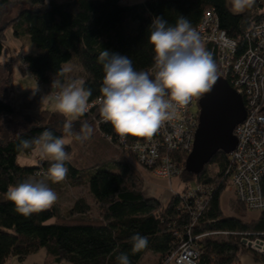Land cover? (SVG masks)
<instances>
[{
  "label": "trees",
  "instance_id": "16d2710c",
  "mask_svg": "<svg viewBox=\"0 0 264 264\" xmlns=\"http://www.w3.org/2000/svg\"><path fill=\"white\" fill-rule=\"evenodd\" d=\"M14 1L27 4L13 28L15 36H28L36 46L35 51L22 54L35 81L44 86L53 81L64 84L68 81L66 66L76 61L82 69L81 80L92 89V96L89 110L73 119L57 110H39L43 102L39 88L21 90L26 105H22L21 98L15 104L0 96V118L29 105L39 116H45L28 130L0 142V264L12 257L23 260L41 248L53 261L70 264H118L116 257L122 252L129 255L131 264H140L148 251L160 256L156 264H163L185 242L196 246V264H234L242 255L264 262V253L244 241H264V210L249 217L246 204L232 199L230 213L223 208L222 195L233 168L231 157L224 151H218L199 174L184 167L180 173L183 192L175 193L166 202L159 196L146 195L143 170L154 168L143 164L132 147L145 138L128 136L121 140L111 123L103 121L99 100L105 73L98 62L99 54L106 49L129 56L137 70L152 69L154 47L148 37L155 17L175 25L178 17L184 16L194 27L211 9L228 35L239 39L253 25L264 21V0H255L251 8L239 14L229 10L227 0ZM205 46L217 61V53L212 51L215 44ZM6 49L0 37V57ZM69 122L71 129L65 131ZM84 124L90 125L93 132L89 138L77 140V134H84ZM46 128L65 139L71 156V162H66L67 177L59 183L48 179V160H37L36 155L32 166L18 161L22 154L34 156L31 149H18L20 141L38 137ZM158 145L161 155L177 166L186 165L188 151L184 147L173 149L161 142ZM29 177L45 180L60 195L63 186L84 187L89 197L81 195L65 207L58 198L50 209L25 217L16 212L6 192L9 185ZM198 186V199L204 204L200 211L196 210V197L189 193ZM136 233L147 236L149 243L132 254L130 238Z\"/></svg>",
  "mask_w": 264,
  "mask_h": 264
},
{
  "label": "clouds",
  "instance_id": "9594fccd",
  "mask_svg": "<svg viewBox=\"0 0 264 264\" xmlns=\"http://www.w3.org/2000/svg\"><path fill=\"white\" fill-rule=\"evenodd\" d=\"M255 0H231L234 14L251 8ZM149 42L154 47L153 68L137 70L127 55L109 50L102 51L98 62L105 73L100 92L99 112L103 121L111 123L117 135L124 140L128 136L151 139L165 121L175 118L179 108L212 91L218 80L217 64L213 53L207 50L199 31L187 17H178L171 25L162 17H155L149 26ZM59 86L56 110L63 115L78 117L89 110L92 89L85 87L83 80H71L66 84L53 81ZM70 131L71 123H66ZM87 139L93 129L82 126ZM20 150L31 149L41 160H48V179L59 183L66 179L71 156L66 151V141L44 129L38 137L21 140ZM6 197L15 205L17 213L30 217L50 209L58 200V193L45 180L31 177L15 185H9ZM131 252L136 254L148 246L149 238L136 233L130 238ZM118 264H131L125 252L117 257Z\"/></svg>",
  "mask_w": 264,
  "mask_h": 264
},
{
  "label": "built area",
  "instance_id": "2783aa9c",
  "mask_svg": "<svg viewBox=\"0 0 264 264\" xmlns=\"http://www.w3.org/2000/svg\"><path fill=\"white\" fill-rule=\"evenodd\" d=\"M205 43L215 44L212 51L217 53L218 76L226 78L241 94L246 109V118L240 122L234 134L238 143L229 153L233 168L229 184L234 199L244 204L248 211L264 210V21L253 25L239 39L228 35L220 26L218 17L211 9L194 26ZM55 98L60 89H53ZM201 98V97H200ZM179 108L175 118L165 121L161 129L151 138L132 144L139 159L149 168L153 167L160 176H178L186 165L177 166L172 160L159 153L158 142L170 148L184 147L188 154L192 150L195 133L199 125V99ZM93 104L91 103L90 106ZM197 105V109L194 106ZM197 118V119H196ZM201 186L190 195L196 197V210H203L202 199H198ZM248 244V242H245ZM255 243V241H254ZM258 251L264 253V245ZM198 255L192 242H185L178 251L166 257L163 264H196ZM234 264H239L234 262Z\"/></svg>",
  "mask_w": 264,
  "mask_h": 264
},
{
  "label": "rangeland",
  "instance_id": "374dc122",
  "mask_svg": "<svg viewBox=\"0 0 264 264\" xmlns=\"http://www.w3.org/2000/svg\"><path fill=\"white\" fill-rule=\"evenodd\" d=\"M137 1L142 0H129V2ZM227 4L231 8V0H227ZM26 5L27 4H24L22 1L18 2L14 0H10L5 4L0 3V37L5 40V44L7 46L6 52L0 57V96L3 99L17 104V102H20V98L22 96L21 90L39 88L42 91L43 98V102L39 110H56L57 99L53 95L54 93L51 90L50 85H39L29 73L26 63H24L22 59L25 53L35 51L36 46L31 42L28 36L18 38L14 34L13 23L20 11L25 8ZM66 71L68 76V81L66 83L71 80H81L82 69L76 61L70 62L66 66ZM25 95L27 96L28 94ZM28 97L33 98V101H35V97L32 95H29ZM24 104H27L26 99L22 100V105ZM35 106L36 104H34V107ZM195 108H197V105L194 106V109ZM67 117L69 119L76 118L71 116ZM40 119L44 120L45 116H39L31 105H29V108L27 109L20 107L15 114L3 115L0 118V142H6L16 134L28 130L30 127L35 125V123H38ZM35 156V154L33 157L31 155L22 154L19 156L18 161L23 165L32 166L34 165ZM35 159L39 160V157L36 156ZM163 176H160L154 170H143V177L146 184V195L159 196L162 198V202H166L168 198L175 195V193L183 192L184 184H181L182 177H180V175L171 177ZM193 186L194 183L191 187ZM60 190H62L61 195L58 192L57 193L58 197L62 199L61 201L64 207L67 205L70 206L72 202L81 195L89 197L87 195L88 190L84 187L65 188L63 186ZM233 195L234 191L230 188V184L228 182L227 189L222 195V205L226 213H230L229 201L231 199L235 201ZM255 213L256 212L254 211H247V214H250L249 217H252L251 214L255 215ZM159 260L160 256L158 254L153 251H148L143 256L140 264H156Z\"/></svg>",
  "mask_w": 264,
  "mask_h": 264
},
{
  "label": "water",
  "instance_id": "95a60500",
  "mask_svg": "<svg viewBox=\"0 0 264 264\" xmlns=\"http://www.w3.org/2000/svg\"><path fill=\"white\" fill-rule=\"evenodd\" d=\"M199 108V125L185 162L186 169L193 174H199L218 151L229 154L236 148L234 130L246 118L243 97L222 76H218L212 91L199 99ZM244 241L255 249L264 245L260 239L255 243Z\"/></svg>",
  "mask_w": 264,
  "mask_h": 264
},
{
  "label": "crops",
  "instance_id": "0c3cea01",
  "mask_svg": "<svg viewBox=\"0 0 264 264\" xmlns=\"http://www.w3.org/2000/svg\"><path fill=\"white\" fill-rule=\"evenodd\" d=\"M228 206V204H227ZM239 264H264L256 262L250 255H242ZM5 264H70L68 262H56L51 259L45 248L29 254L25 259L19 260L16 257L10 258Z\"/></svg>",
  "mask_w": 264,
  "mask_h": 264
}]
</instances>
